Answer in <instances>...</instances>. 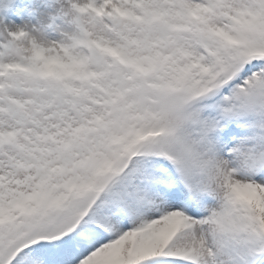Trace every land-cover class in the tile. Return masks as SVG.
Returning <instances> with one entry per match:
<instances>
[{
    "label": "snow or ice",
    "instance_id": "snow-or-ice-1",
    "mask_svg": "<svg viewBox=\"0 0 264 264\" xmlns=\"http://www.w3.org/2000/svg\"><path fill=\"white\" fill-rule=\"evenodd\" d=\"M0 264H264V0H0Z\"/></svg>",
    "mask_w": 264,
    "mask_h": 264
}]
</instances>
